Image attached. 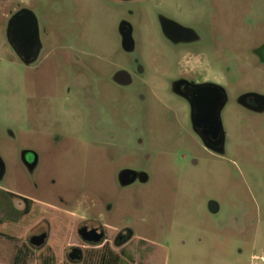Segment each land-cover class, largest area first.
Here are the masks:
<instances>
[{
  "label": "rangeland",
  "instance_id": "obj_1",
  "mask_svg": "<svg viewBox=\"0 0 264 264\" xmlns=\"http://www.w3.org/2000/svg\"><path fill=\"white\" fill-rule=\"evenodd\" d=\"M26 3L43 44L32 65L7 36L9 19ZM160 15L199 41L174 46ZM124 22L133 28L131 53L123 48ZM263 46L264 0H0V156L9 166L0 186L10 201L0 208V264H69L84 222L108 233L103 245L86 247L93 262L107 248L119 253L113 243L123 227L134 233L127 248L135 263L247 264L255 233L264 249V114L239 100L264 96ZM184 56L201 61L197 79L210 73L228 93L223 158L206 149L189 103L172 91ZM121 69L131 85L114 82ZM112 142L130 152L117 157ZM25 148L41 158L31 177L20 166ZM124 165L149 181L120 187ZM27 180L32 186L19 188ZM13 192L44 205V214L12 219L20 200ZM210 201L221 205L218 215ZM41 233L50 239L36 249L30 240ZM140 249L150 257L140 259Z\"/></svg>",
  "mask_w": 264,
  "mask_h": 264
},
{
  "label": "flooded vegetation",
  "instance_id": "obj_2",
  "mask_svg": "<svg viewBox=\"0 0 264 264\" xmlns=\"http://www.w3.org/2000/svg\"><path fill=\"white\" fill-rule=\"evenodd\" d=\"M117 1H131V0H117ZM139 1L142 3L146 2V0H139ZM23 10H28L33 12L30 5L26 3V5L15 9L11 18H13L16 14H18ZM11 18L9 19V21L11 20ZM168 21L174 22L177 25L181 26L182 28H185L190 31L184 33L178 29H175L172 32V37L174 39L172 40L164 32L163 24ZM159 24L166 40L171 44H173L174 46L188 45L199 41L198 35L193 30L187 28L186 26L164 15L159 16ZM38 27H39V22H38ZM38 33H39L38 37H33L34 31L31 32L29 30H26L24 34H22V32L19 33L18 31H16L15 34L13 35L12 42L9 41L12 49L15 51L17 56L27 65H32L34 63H37V61L40 58L43 49V44L40 37V29ZM188 58L189 59H187V56H184L178 62V77L172 83V91L176 96L180 97L181 99L189 103L191 108V123L193 130L196 133V135L202 140L206 149L210 151L213 155L223 158L226 155L227 135L223 125L222 114L229 103L228 93L226 89L218 82V77H214V75L210 73H206V74L202 73L200 79L198 78L199 79L198 80L197 77H199L200 75L199 69L201 66V61L191 56H189ZM193 62H198L196 69L193 68ZM121 71L126 72L125 70L121 69L117 73ZM126 73L130 76L128 72ZM130 78H131V82L130 84L127 85L119 84L115 80L114 82L121 86H129L133 82L131 76ZM251 94L253 93L243 95L239 100V105L251 113L264 114V112L260 113L256 111L257 108H259V104L257 103L256 98L251 96ZM247 95L249 96L246 97L244 102L245 104H242L241 103L242 98ZM220 124H221V129H219V132H217V128L219 127ZM140 145H141L140 149H143L142 140H140ZM110 146L115 149V154L117 155V157H120L122 155H127L130 152V148H128L127 146L119 147L116 143L113 142L110 144ZM40 165H41V158L39 153L35 149L25 148L20 152V166L23 168V171L28 177L34 175L39 170ZM127 170L137 172V180L128 186H123L120 180V175L122 172ZM8 173H9L8 163L0 156V182L5 180ZM141 174H144V172H141L137 169H132L124 165L118 170V174H117L118 185L122 188H126L136 183L146 184L149 181V177L147 182L143 183L141 182V178H140ZM28 186L29 187L32 186V183L29 184L28 180L27 182L22 181L21 184L19 183V188L21 189L29 188ZM5 191L7 190L4 187L0 186V197L3 196L5 198V195L3 194V192ZM13 195L19 198L20 200L17 203V205L19 204L18 207L14 205L10 207L13 216L12 219L15 218L17 219V222H20L22 220L34 218L35 214L37 215L44 214L45 211L44 205L39 207L38 205H36L37 203H35L34 200L28 198L27 196H24L23 194H15L13 192ZM9 203L10 201L8 202V200L6 199L4 206L6 210ZM253 203L255 206L258 205V202L255 200L253 201ZM208 210L213 215H218L222 209L219 203L215 201H210L208 203ZM91 220L95 221L97 219L92 218ZM83 229H87L89 232L95 230L102 231L104 232V239L98 244L85 241L80 234L81 230ZM121 229L122 230L119 231V233H117L116 237L114 238V243H113L114 246L119 251V253L116 254L114 253V251L109 250V248H107V250L105 251L106 253L104 252V254L99 258V260L93 262L94 259L88 255V251H86V247L87 246L97 247L103 245V243L108 241V233L107 230L103 227V225L91 226V225H87V223L84 222L83 225L78 229V235L80 237L81 244L77 246H73L67 255L68 261H70L69 264H140L134 262L135 260L133 257L134 255H132L129 249L127 248V246H129L134 240V233L128 228L122 227ZM240 229H241V235H244V232L242 230L243 228H241V226ZM43 234H47V239L46 242L43 244V246L38 247L33 245L32 239L34 237L41 236ZM49 239L50 238L48 233H41L33 236L30 240V244L32 245V247L36 249H43L47 245ZM252 246H253L252 254L248 259L247 264H264V249L260 247L256 233L252 238ZM75 250H78L77 256H73ZM139 252H140L139 253L140 259L144 258L149 254V253L147 254V252H145L142 249H140ZM239 255L241 257L244 256L242 250H240ZM148 257H150V254L148 255Z\"/></svg>",
  "mask_w": 264,
  "mask_h": 264
},
{
  "label": "water",
  "instance_id": "obj_3",
  "mask_svg": "<svg viewBox=\"0 0 264 264\" xmlns=\"http://www.w3.org/2000/svg\"><path fill=\"white\" fill-rule=\"evenodd\" d=\"M163 26H164L165 34L172 40H174L172 37L173 30L178 29L184 33L190 31L170 21L165 22ZM26 30H29L31 32L34 31L33 37L39 36L38 35L39 27H38L36 16L31 11L23 10L19 12L18 14H16L13 18H11V20L8 23L7 36H8L9 41L12 42L13 35L15 34L16 31H18L19 33L22 32V34H24ZM120 33H121L122 40H123L124 50L126 52H133L135 49V42L133 39V28L131 24H129L128 22L122 23L120 27ZM257 55L260 57L261 61L264 63V46L257 51ZM114 80L117 83L122 84V85H127V84H130L131 82L130 76L124 71L117 73L116 76L114 77ZM248 96L249 95L242 98L241 100L242 104H245L244 103L245 99ZM251 96L255 97L257 103L259 104V108H257L256 111L263 113L264 112V96L257 95V94H251ZM219 129H221V124L217 128V132H219ZM140 178H141V182L145 183L148 180V175L146 173L141 174ZM120 180L123 186H128L137 180V172H134L131 170L124 171L120 175ZM80 234L85 241H88L91 243L98 244L104 239V232L102 231L95 230V231L89 232L87 229H83L81 230ZM46 239H47V234H43L41 236L34 237L32 239V243L35 246L41 247L46 242ZM77 253H78V250H75V252L73 253V256H77Z\"/></svg>",
  "mask_w": 264,
  "mask_h": 264
},
{
  "label": "trees",
  "instance_id": "obj_4",
  "mask_svg": "<svg viewBox=\"0 0 264 264\" xmlns=\"http://www.w3.org/2000/svg\"><path fill=\"white\" fill-rule=\"evenodd\" d=\"M4 193H5V192H4ZM0 202H1V204H0V208L3 209L4 206H5L6 199L2 196V197H0ZM2 206H3V208H2Z\"/></svg>",
  "mask_w": 264,
  "mask_h": 264
}]
</instances>
